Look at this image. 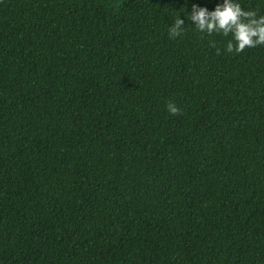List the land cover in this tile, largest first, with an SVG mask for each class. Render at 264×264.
Returning <instances> with one entry per match:
<instances>
[{
    "label": "trees",
    "instance_id": "trees-1",
    "mask_svg": "<svg viewBox=\"0 0 264 264\" xmlns=\"http://www.w3.org/2000/svg\"><path fill=\"white\" fill-rule=\"evenodd\" d=\"M217 2L0 0V264H264V44L168 35Z\"/></svg>",
    "mask_w": 264,
    "mask_h": 264
},
{
    "label": "clouds",
    "instance_id": "clouds-1",
    "mask_svg": "<svg viewBox=\"0 0 264 264\" xmlns=\"http://www.w3.org/2000/svg\"><path fill=\"white\" fill-rule=\"evenodd\" d=\"M184 12L187 15H183V20L181 15H178L169 26V37L180 36L184 31L183 26L188 25L187 21H191L194 22L191 27L205 35L215 33L227 37L224 41V51L227 53H239L246 46L264 44V14L258 15L255 10H245L239 0H218L211 10L193 3L191 11H185L184 8ZM165 107L170 115L181 111L171 101Z\"/></svg>",
    "mask_w": 264,
    "mask_h": 264
}]
</instances>
